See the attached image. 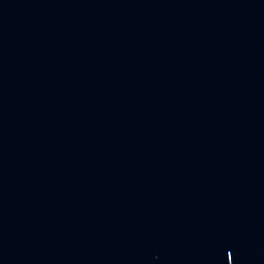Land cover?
I'll use <instances>...</instances> for the list:
<instances>
[{
    "label": "water",
    "instance_id": "1",
    "mask_svg": "<svg viewBox=\"0 0 264 264\" xmlns=\"http://www.w3.org/2000/svg\"><path fill=\"white\" fill-rule=\"evenodd\" d=\"M0 264H264V0H0Z\"/></svg>",
    "mask_w": 264,
    "mask_h": 264
}]
</instances>
